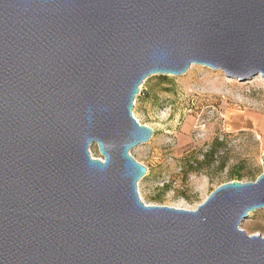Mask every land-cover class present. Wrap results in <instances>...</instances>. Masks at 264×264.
Masks as SVG:
<instances>
[{
    "label": "water",
    "instance_id": "water-1",
    "mask_svg": "<svg viewBox=\"0 0 264 264\" xmlns=\"http://www.w3.org/2000/svg\"><path fill=\"white\" fill-rule=\"evenodd\" d=\"M190 65L264 81V0H0V264H264V156L195 210L138 197L133 101Z\"/></svg>",
    "mask_w": 264,
    "mask_h": 264
},
{
    "label": "rangeland",
    "instance_id": "rangeland-1",
    "mask_svg": "<svg viewBox=\"0 0 264 264\" xmlns=\"http://www.w3.org/2000/svg\"><path fill=\"white\" fill-rule=\"evenodd\" d=\"M257 77L238 82L191 65L180 76L143 81L132 115L153 134L129 153L145 168L136 185L143 204L191 211L221 184L255 182L264 156V82ZM89 153L101 158L95 145ZM238 228L264 238V209Z\"/></svg>",
    "mask_w": 264,
    "mask_h": 264
},
{
    "label": "bare ground",
    "instance_id": "bare-ground-1",
    "mask_svg": "<svg viewBox=\"0 0 264 264\" xmlns=\"http://www.w3.org/2000/svg\"><path fill=\"white\" fill-rule=\"evenodd\" d=\"M191 66V65H190ZM257 79H259L260 81H263L259 76L257 77ZM264 82V81H263ZM143 83V82H142Z\"/></svg>",
    "mask_w": 264,
    "mask_h": 264
},
{
    "label": "trees",
    "instance_id": "trees-1",
    "mask_svg": "<svg viewBox=\"0 0 264 264\" xmlns=\"http://www.w3.org/2000/svg\"><path fill=\"white\" fill-rule=\"evenodd\" d=\"M210 155H213V153H210Z\"/></svg>",
    "mask_w": 264,
    "mask_h": 264
}]
</instances>
